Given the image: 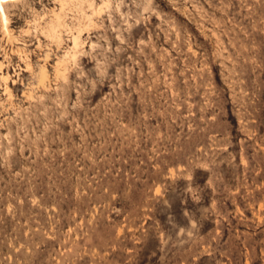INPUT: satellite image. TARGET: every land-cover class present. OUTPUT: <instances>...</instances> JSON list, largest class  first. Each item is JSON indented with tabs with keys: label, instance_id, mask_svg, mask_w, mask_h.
<instances>
[{
	"label": "rangeland",
	"instance_id": "1",
	"mask_svg": "<svg viewBox=\"0 0 264 264\" xmlns=\"http://www.w3.org/2000/svg\"><path fill=\"white\" fill-rule=\"evenodd\" d=\"M2 4L0 264H264V0Z\"/></svg>",
	"mask_w": 264,
	"mask_h": 264
},
{
	"label": "bare ground",
	"instance_id": "2",
	"mask_svg": "<svg viewBox=\"0 0 264 264\" xmlns=\"http://www.w3.org/2000/svg\"><path fill=\"white\" fill-rule=\"evenodd\" d=\"M2 1L3 0H0V7H2L3 6V4H2ZM2 11V10H1ZM4 11V10H3ZM1 14H3V13H1ZM60 21V14H56V20L55 21H52V29L53 30H55V27L60 23L59 22ZM4 22V21H3ZM6 22H7V20H6ZM6 27V26H5ZM52 32V31H51ZM74 43H75V45H77L78 44V39H77V37H75L74 38ZM41 78H40V80L41 81H43L44 80V78L46 77V72H45V70L44 69H42V71H41ZM4 77V76H3Z\"/></svg>",
	"mask_w": 264,
	"mask_h": 264
}]
</instances>
